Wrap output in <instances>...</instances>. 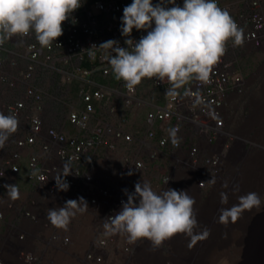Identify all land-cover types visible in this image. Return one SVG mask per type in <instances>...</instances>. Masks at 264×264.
I'll list each match as a JSON object with an SVG mask.
<instances>
[{
	"label": "built area",
	"instance_id": "built-area-1",
	"mask_svg": "<svg viewBox=\"0 0 264 264\" xmlns=\"http://www.w3.org/2000/svg\"><path fill=\"white\" fill-rule=\"evenodd\" d=\"M131 3L81 0V6L62 23L63 35L51 47H41L34 32L27 37L17 35L0 47V111L16 114L19 119L18 131L6 141L8 147L0 150V179L20 173L27 148L41 150L30 154L28 160L27 178L35 188L32 196L5 202L9 220L3 224L0 264H171V238L160 247H154L147 238L129 244L124 236L104 234L106 217L122 209V202L128 199L124 190L134 192L142 176L157 192L169 187L187 190L198 209L202 198L208 200L227 178L235 151L247 150L245 140L239 137L244 123L238 118L247 80L232 82L233 54L264 47V0H241L233 18L243 28L245 41L235 47L231 40L227 42L226 53L214 66L207 85L191 84L198 97L166 96V89L171 87L167 78L142 79L141 83L146 80L164 103L162 108L148 111L144 134L129 130L124 115L115 121L106 119L107 115L118 117L121 109L142 106L144 101L141 83L135 91L126 89L103 58L105 50L98 47L110 39L128 47L126 39L135 43L147 34V30L134 28L129 37L122 35L123 9ZM177 3L182 6L183 0ZM217 3L227 9L223 0ZM92 45H97L91 49L95 58L89 55ZM85 62L92 67H85ZM45 74L64 79L66 91L71 83L79 82L81 101L72 104L64 119L55 105L46 101L41 83ZM98 77L115 82L113 90L108 91ZM66 125L75 133L66 132ZM172 128L179 129V147L171 142ZM120 142L130 145L132 154L120 166L116 180L106 182L113 151ZM103 146L107 147L104 152ZM239 146L242 150L237 149ZM101 153L105 154L102 164L98 163ZM65 162L72 167L71 174L64 177L70 187L61 191L55 177L64 182ZM212 174L214 185L208 183ZM80 197L87 201V211L78 213L67 231L54 227L47 219L48 209ZM6 217L0 208V221Z\"/></svg>",
	"mask_w": 264,
	"mask_h": 264
},
{
	"label": "clouds",
	"instance_id": "clouds-1",
	"mask_svg": "<svg viewBox=\"0 0 264 264\" xmlns=\"http://www.w3.org/2000/svg\"><path fill=\"white\" fill-rule=\"evenodd\" d=\"M81 6V0H0V47L17 35L27 37L32 32L41 47H51L63 35L62 23ZM121 33L129 37L136 30H147L138 41L126 39L128 47L120 46L119 41L110 39L98 45L104 49L103 58L108 61L116 80L124 81L126 89L135 91L143 78H156L169 81L171 87L165 95L197 96L191 84L207 85L214 66L226 53L229 40L232 45L242 46L245 41L244 30L238 25L227 9L218 6L217 0H132L125 6L121 17ZM89 55L95 58L91 49ZM112 53L110 54L109 51ZM19 119L16 114L5 115L0 111V149L18 131ZM179 129L169 130L173 146L179 147ZM72 172L70 162L63 165V183L55 177L61 191H67L69 183L64 179ZM35 175V173H33ZM168 179H165V184ZM216 183L215 175L208 180ZM11 199L19 198L20 193L14 184H6ZM228 188L227 182L223 184ZM127 194L122 209L115 215L106 217L103 228L106 236L121 235L129 244L147 238L154 247L183 234L190 237L189 247L197 240L205 239L210 230L205 227L197 232L196 199L187 190L175 188L157 192L152 184L142 176L135 184V191ZM239 192V186L233 189ZM221 204L228 203V194L221 192ZM264 205V197L252 191L238 196V203L220 211L219 223H236L245 211L257 212ZM88 203L83 198L68 199L61 207H51L47 219L56 227L67 231L71 220L77 214L87 211Z\"/></svg>",
	"mask_w": 264,
	"mask_h": 264
},
{
	"label": "rangeland",
	"instance_id": "rangeland-1",
	"mask_svg": "<svg viewBox=\"0 0 264 264\" xmlns=\"http://www.w3.org/2000/svg\"><path fill=\"white\" fill-rule=\"evenodd\" d=\"M223 3L233 17L239 9L241 0H223ZM233 55L236 62L232 82L236 83L238 79L247 80V84L243 86L244 90L238 106V118L244 123L239 137L245 140L244 144L247 150L245 153H236L238 151H235L230 161L227 178L208 200L205 201L202 198L204 202L197 209L199 227L196 231L201 232L207 227L210 234L205 239L197 240L191 247H189L190 237L179 233L178 236L172 237L170 240L172 245L169 244L172 248V258L169 259L171 264H239L243 261L245 240H247L244 235L250 227L256 226L255 222L260 220L264 214V205H262L258 212L255 209L245 211L234 224L225 225L218 222L221 214L219 210L223 207L230 208L233 204L238 203L239 195L255 191L264 197V48L248 50L243 53L236 52ZM53 75L45 74L41 78V83L44 84L42 86L47 103L54 104L60 118L64 119L76 96L73 93L74 85L71 83L70 90L66 91L64 79L61 77L55 79ZM140 89L146 98L148 86L141 84ZM58 91L59 94H57ZM145 111L138 107L132 108L126 115L129 122L140 128L141 132L146 131L147 126L138 119L139 116H143L142 120H144ZM135 112L136 114H134ZM246 135L247 138L244 137ZM248 138L255 144V147ZM237 149L242 150L240 146ZM225 182L228 183V188L223 187ZM236 186H239V192L233 191ZM221 192L228 194L229 199L226 205L220 202ZM173 238L174 241H172Z\"/></svg>",
	"mask_w": 264,
	"mask_h": 264
},
{
	"label": "bare ground",
	"instance_id": "bare-ground-1",
	"mask_svg": "<svg viewBox=\"0 0 264 264\" xmlns=\"http://www.w3.org/2000/svg\"><path fill=\"white\" fill-rule=\"evenodd\" d=\"M141 84L142 85L146 84L148 86L149 90H148V93L146 94V98H145V96L143 95V92L140 89V96L142 97L144 104L142 106H139L138 108L142 109L144 111L146 110V111L144 114V120H142L143 116H139L138 120L143 121V124L145 126H147L146 116H147L148 111L151 109H154V108H158V107L162 108L164 103L159 98V96L155 92L152 91L149 83L146 80H143V82ZM73 85H74V83H73ZM102 85L106 86L108 91H111L115 87V82H107L104 84L102 83ZM54 94H56V93H54ZM57 94H59V91ZM80 101H81L80 96H78V94H76L74 101L71 104H77ZM133 108H137V107H133ZM130 109H132V108H130ZM130 109H123V112L119 111L120 113H119L118 117H114L112 115H107L106 119L115 121L116 119L119 118L120 115L126 116L128 110H130ZM136 112L134 114H136ZM127 128L129 130L134 131L135 133L139 132L141 134H144L146 132V131L141 132L140 128L135 127L134 125H132L131 122H129V119H128ZM65 130H66V132H69V133H75L73 128H71L69 125H66ZM7 147H8V145H7V143H5L4 148H7ZM106 149H107L106 146L105 147L103 146L101 148L102 152L106 151ZM0 150H3V149H0ZM32 153H41V150L39 147L27 148L25 151V154L21 160V171H20V173L15 175V176L6 177V179H4V180L0 179V183L3 182V184H4V186H0V208L2 211H4L7 214L6 219L0 221V243L2 240L1 238H2L3 232H4V225L3 224H6L9 220V214H8V210L6 208L5 202L11 200V198L8 195L9 190L5 187V185L6 184H14L16 186V188L18 189V191L20 193L19 198H17L19 200H25L26 198H29L30 196H32V194L34 193L35 188H34L33 184L27 178V174L29 173L28 160H29V155ZM131 154L132 153L130 151V145H128L125 142H120L118 148L113 151V155H112L113 158L110 160L111 171L106 173L107 176L105 177L104 181L107 182V181L116 180V175L118 174L120 166L123 164V162L126 160V158L131 156ZM104 156H105L104 153H101V155L99 154V158H98L99 162L98 163L102 164V162L105 159ZM92 170H94V169H92ZM97 171L104 173L103 169H98ZM100 174L101 173L97 174L98 177L101 176ZM255 224H256L255 227H250V229H248V230L246 229L247 231H246V234L244 236L247 240H245L243 261L240 262L239 264H264V214L261 216L260 220L255 222Z\"/></svg>",
	"mask_w": 264,
	"mask_h": 264
},
{
	"label": "trees",
	"instance_id": "trees-1",
	"mask_svg": "<svg viewBox=\"0 0 264 264\" xmlns=\"http://www.w3.org/2000/svg\"><path fill=\"white\" fill-rule=\"evenodd\" d=\"M84 66L85 67H87V68H90V67H92V64H90L89 62H85L84 63ZM101 78V79H100ZM97 80H98V82L99 83H106L107 82V80H105L104 78H102V77H98L97 78ZM76 82V83H75ZM76 84V85H75ZM78 90H79V82L78 81H74V87H73V93H75V94H77V92H78Z\"/></svg>",
	"mask_w": 264,
	"mask_h": 264
}]
</instances>
